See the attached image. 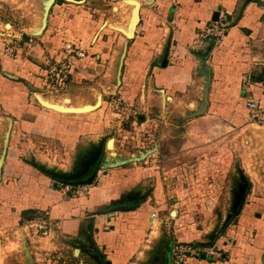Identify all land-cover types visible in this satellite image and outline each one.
Wrapping results in <instances>:
<instances>
[{
	"label": "crops",
	"instance_id": "obj_1",
	"mask_svg": "<svg viewBox=\"0 0 264 264\" xmlns=\"http://www.w3.org/2000/svg\"><path fill=\"white\" fill-rule=\"evenodd\" d=\"M130 1L56 0L43 32L20 38V54L0 53L1 115L19 108L3 104L7 100L2 91L5 84L15 82L37 90L45 86L51 63L66 62L71 73L70 90H93L112 69L118 74L125 48L121 83L116 78L115 86H120L122 96L141 110L137 123L131 122V131L126 129L138 136L133 141L137 153L129 156L107 152L115 146V139H96L98 124L88 126L92 138L86 139L85 125L75 127L72 122L66 134L74 137V153L78 152L74 173L37 170L28 161L18 181L9 183L4 156L0 198L8 200L0 199V208L11 205L22 215L43 211L47 216L43 222L50 233L33 241L25 235L21 255L26 259L22 264H135L132 260L142 259L144 254L143 259L155 257L156 253H149L144 244L150 227L157 223L152 213L184 204H188L187 214L171 212L179 226L181 220L189 221L191 206L207 217L219 210L222 220L208 231L194 234L188 228L184 239L177 235L175 242L195 243L196 238L209 248L190 256L186 264H264V196L256 192L245 171L225 170L230 157L220 147L221 142L237 138H232V131L244 133L258 125L251 123L254 114L246 103L250 95L264 102V0H135L140 19L133 37L127 32L136 16L134 7L122 10L126 21L111 23L121 3ZM215 12L226 24V34L219 44L204 36ZM33 24L32 30L38 22ZM81 49L84 55L78 56ZM246 77L252 83L249 87L244 82ZM72 100L69 98V102ZM99 101L97 98L95 105ZM19 123L9 120L7 129L12 136V129ZM48 123L46 119L29 118L21 124L23 129L37 132L51 131ZM179 126L193 129L184 134L185 140L175 136ZM11 140L10 135L8 146ZM101 149H105L102 158ZM153 153H159L160 167L149 165ZM143 154H147L145 158L131 159ZM125 160L102 167L105 161L110 165ZM92 163L99 170L93 183L80 184L88 185L83 196L65 194L51 175L86 176ZM245 179L250 188L246 187L244 200L237 206ZM179 231L181 228H176ZM64 246L72 252L69 254ZM166 260L165 264H171L170 251Z\"/></svg>",
	"mask_w": 264,
	"mask_h": 264
},
{
	"label": "rangeland",
	"instance_id": "obj_2",
	"mask_svg": "<svg viewBox=\"0 0 264 264\" xmlns=\"http://www.w3.org/2000/svg\"><path fill=\"white\" fill-rule=\"evenodd\" d=\"M129 3H121L120 9L111 23H123L126 21L123 20L126 13L122 10H126L128 7H130V9L134 7L137 13L138 2L131 0ZM41 6L42 3L38 0H0V53L16 56L22 51V48L18 45L21 37L28 33L37 36L33 32L37 33L42 27L44 19L43 13H45ZM110 16L112 15L110 14ZM35 22H38V25L32 30L31 28ZM127 35L129 36L130 32H127ZM213 41L215 44H219L218 42H220V40L215 38H213ZM79 52L80 51H77V53ZM66 64L69 67V64ZM69 77L70 76H68V80L60 85L57 84L59 89H64V92H61V89L57 92L51 89L49 75L47 76L45 86L39 87L37 90L34 89L31 91L26 86L17 85L15 82H11L10 85L5 84V86H2L3 94H6L5 98L7 99L4 100L3 104H5V106H19L20 109H24L20 113L16 111L19 108H14L13 112L9 114H0V152L3 150L4 156L6 157V164L9 167V169L6 167V179L9 183L18 181V177L22 173L23 165L28 161L35 164L37 170L45 168L48 172L54 171L59 175L65 172H67V174L71 172L74 173L73 171L78 167L76 160L78 152L74 153L76 150V147L73 146L74 137H67L66 134V131L69 130L68 123L71 122L73 123H71V125L75 127L81 124L85 125L83 138L86 139L92 138V130H89L88 126L90 124H98L96 127L97 130L94 132V137L96 139H100L101 141L109 137L115 139V146H113L112 149H108V153L113 151L116 152L118 156L123 157L125 155L129 156L131 153L135 152L136 147H134L133 141L136 140L134 137L138 138V136L136 134L127 133L126 129L128 128L131 131V122L137 123L140 115L137 117H133V115L128 116L126 110L122 108L128 105L136 107V105L122 96V93L119 92L120 86H115L116 78H118L117 70L115 71L112 69L108 75L102 79L101 84L93 90L89 88L88 90L85 88L70 90ZM109 78L112 79L111 82L107 81ZM66 87L67 90L69 89L68 92H66ZM65 93L69 95H63ZM15 95L18 96L11 98ZM65 96H67L66 99ZM69 98L73 100L69 102ZM97 98H100V101L95 105ZM74 108H87L85 110L97 109L93 110V113L85 111L84 114H78L71 112V109ZM136 109L139 108L136 107ZM139 111L141 110L139 109ZM145 114L144 112V115ZM1 116L4 118H1ZM29 118H37L38 120L46 119L49 122L48 125L51 123L53 128L51 131L50 129L37 132L27 131L23 129L24 127L21 123ZM251 118V123H257L258 125H252L248 129H245L244 133H242L241 130L239 131V129L237 134H235V131H232L234 132L232 138H237L230 143L226 141L221 142L220 147H224L225 149L222 150L223 153L228 154L230 157V161L226 164L225 170L228 168L230 170L239 169L240 171H245L244 175L253 180L256 192L264 196V119L258 120V118L254 116ZM13 119L21 122L17 125L18 128L12 129L14 136L10 134V129H7L9 120L10 123H12ZM86 127L88 129H86ZM55 128H59V130ZM192 130L193 129L189 126H179L177 132L174 133L177 138L185 140L184 134ZM9 134L12 137L10 141L11 144L5 146L3 142L5 143L6 138H8L9 141ZM171 134H173V132ZM105 136L106 138H104ZM63 138H69V140L63 142ZM154 142L155 141H153L152 144ZM109 144L111 145L112 141ZM104 150L101 149L99 153L100 158H102ZM135 153H137V151ZM153 154L154 155L151 154L152 156L148 159L149 165L160 167L162 163L159 153ZM108 155L112 157V155ZM148 163L144 164L148 165ZM139 164L140 163H138V165ZM25 166L26 165H24V167ZM244 185L245 188L247 187V190L250 188V184H247L246 179ZM0 199H3V201L8 200L4 198ZM0 204L3 205L2 202ZM10 206L5 209L0 208V264H22L23 258H25L21 255V253L24 254L22 243L25 235L31 239H37L38 236L50 235V233L44 234L41 232V227L48 226L47 223L45 224L43 222V220H47V216L45 212H40L38 210L22 215L18 209H11ZM192 207L193 206H191L190 209L192 214L189 221L185 220V222H182L181 220L180 226L177 224L179 221L172 217L171 212L178 210L180 213L187 214V212H189L188 204H184L183 207H168L162 210V212H159V214H157V223L150 227L148 232L149 235L146 236L144 242L145 250H148L151 254L154 251L156 253L155 257L149 255L148 258L143 259L146 257L144 254L142 259H133L132 261L135 262V264H165L167 261V252L170 251L171 244L179 239L177 235L184 239L183 237L187 234V231L191 230L194 234L199 230L208 231L216 227L222 221L218 212L219 210H215L214 212L211 211L212 213L207 217L202 211ZM231 221L232 219L230 222ZM226 226L227 225L223 228ZM179 227L181 231L176 232V228L178 229ZM188 228H190V230H188ZM34 239H32V241ZM194 241L195 243L188 244L196 245L197 243L199 244L198 246H201L203 249L209 250L208 247H205V245L203 246V242L196 241V238ZM65 250H68L69 254L72 252L70 248H65ZM69 263L71 264L72 262L68 261V264Z\"/></svg>",
	"mask_w": 264,
	"mask_h": 264
},
{
	"label": "built area",
	"instance_id": "obj_3",
	"mask_svg": "<svg viewBox=\"0 0 264 264\" xmlns=\"http://www.w3.org/2000/svg\"><path fill=\"white\" fill-rule=\"evenodd\" d=\"M226 34V24L221 20L211 22L205 29L204 36L215 38L218 40H222ZM77 53L78 56L84 55V50H79ZM48 75L50 77L49 81L51 82V89L53 91H60L58 85L63 83L68 79L70 75L69 67L65 62L60 63H51L49 65ZM245 85L249 87L252 83L250 82V78H245ZM58 84V85H57ZM248 90V88H247ZM247 107L252 111L254 117H257L258 120L264 119V109L261 99L256 98L253 95L248 96L247 98ZM126 110V114L133 115V117L139 116V109L136 107L128 105L126 107H122ZM59 188L65 193L70 195L71 197H79L87 194L88 185H80V184H66L59 182L57 183ZM152 217L156 218L157 214L152 213ZM42 233L46 234L48 231L47 227H41ZM206 250L201 246L183 243V242H173L170 246V259L171 264H186L187 259L190 256H198L199 254H203Z\"/></svg>",
	"mask_w": 264,
	"mask_h": 264
},
{
	"label": "water",
	"instance_id": "obj_4",
	"mask_svg": "<svg viewBox=\"0 0 264 264\" xmlns=\"http://www.w3.org/2000/svg\"><path fill=\"white\" fill-rule=\"evenodd\" d=\"M56 0H40V3H42V10L44 14V19H43V24H42V27L39 29V31L36 33V32H33L35 33L36 35H39L43 32V30L45 29L46 27V24H47V18H48V15H49V11H50V8L51 6L55 3ZM137 6L139 7V4H137ZM218 16L219 14L217 12H215L213 14V20L214 21H217L218 20ZM139 14L138 12L136 13V16H135V19H134V22H133V26H132V29L130 31V34L131 36L129 37H133L134 36V32H135V28L137 26V24L139 23ZM125 54H126V48L124 49V51L122 52V55H121V58H120V63H119V66H118V84L121 83V79H120V75H121V70H122V66H123V61H124V58H125ZM87 108H74V109H71L72 111L71 112H74V113H80V112H84V111H89V110H85ZM202 112H198V114H201ZM197 114V115H198ZM8 137V135H7ZM5 146L8 145V138L5 139V143H4ZM147 154H143L139 157H134V158H131L133 160H140L141 158H145ZM131 159H128V161H132ZM3 161H4V153H3V156L0 158V179H1V168H2V165H3ZM127 160L125 161H118L116 163H112L110 165H107L105 164L106 161L104 162V164L102 165L103 168H107L109 166H115L116 164H119V163H122V162H126ZM92 165V164H91ZM99 170V167L95 166V169L92 173H90V175H88L87 177L86 176H80V177H70V178H65V177H59L57 176L56 174H51L52 177L56 180V184L59 183V182H62V183H66V184H91L93 183L96 175H97V171ZM89 174V173H88ZM246 188L243 189L242 193L238 196V199H237V206L240 205L243 200H244V195L246 193ZM238 210L235 209V212H237ZM263 262H264V258H263Z\"/></svg>",
	"mask_w": 264,
	"mask_h": 264
},
{
	"label": "flooded vegetation",
	"instance_id": "obj_5",
	"mask_svg": "<svg viewBox=\"0 0 264 264\" xmlns=\"http://www.w3.org/2000/svg\"><path fill=\"white\" fill-rule=\"evenodd\" d=\"M94 166H95V163H92V165H91V170H92V168H94ZM91 170H89V174H90ZM89 174H88V175H89ZM88 175H86V176H88Z\"/></svg>",
	"mask_w": 264,
	"mask_h": 264
},
{
	"label": "trees",
	"instance_id": "obj_6",
	"mask_svg": "<svg viewBox=\"0 0 264 264\" xmlns=\"http://www.w3.org/2000/svg\"><path fill=\"white\" fill-rule=\"evenodd\" d=\"M23 214H27L26 212H23Z\"/></svg>",
	"mask_w": 264,
	"mask_h": 264
},
{
	"label": "bare ground",
	"instance_id": "obj_7",
	"mask_svg": "<svg viewBox=\"0 0 264 264\" xmlns=\"http://www.w3.org/2000/svg\"><path fill=\"white\" fill-rule=\"evenodd\" d=\"M129 36H131V34Z\"/></svg>",
	"mask_w": 264,
	"mask_h": 264
}]
</instances>
